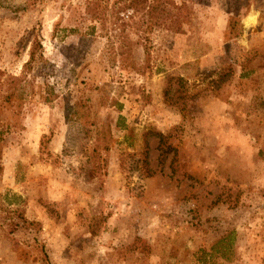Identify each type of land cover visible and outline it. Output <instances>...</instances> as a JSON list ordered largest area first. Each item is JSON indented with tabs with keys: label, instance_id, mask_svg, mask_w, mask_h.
<instances>
[{
	"label": "rangeland",
	"instance_id": "374dc122",
	"mask_svg": "<svg viewBox=\"0 0 264 264\" xmlns=\"http://www.w3.org/2000/svg\"><path fill=\"white\" fill-rule=\"evenodd\" d=\"M144 1L0 0V264H264V0Z\"/></svg>",
	"mask_w": 264,
	"mask_h": 264
},
{
	"label": "trees",
	"instance_id": "16d2710c",
	"mask_svg": "<svg viewBox=\"0 0 264 264\" xmlns=\"http://www.w3.org/2000/svg\"><path fill=\"white\" fill-rule=\"evenodd\" d=\"M126 1H128V6H131L134 9V11L136 12V14L139 13L140 15H142V14H144V16L147 15V10L145 12L146 8L144 7L146 1L142 2L141 4L138 3L137 0H126ZM166 1H168L167 2L168 4L175 5V3L171 0H166ZM180 7H175V9L177 11H179V10L182 11L180 14V17H181L183 15V13H185V11H186V6L183 5V7L182 6H180ZM148 8H150V7H148ZM148 14H149V12H148ZM175 16H177V14H175ZM172 17L174 18L173 13H172ZM173 23H175V18L170 24L172 25ZM171 25L167 26L168 27L167 29H175V30L180 29V25L179 26H176V25L171 26ZM34 63H35V57L32 53V54H30V58L27 62V66H31ZM19 81H20L19 78H16V77L10 76V75H6L4 72L0 71V104L1 103H3V104L8 103L9 101H11L12 98L15 97V93L18 89ZM41 99H43L44 102L49 101L48 94L41 97ZM3 132H4V128H0V144L4 140ZM232 242H233V234H231V233L225 237L220 238V240H218L216 242V246L219 247L220 245H222L221 249L218 251L221 253V257L223 259H225L226 261H229V259H230ZM216 250H217V248H216Z\"/></svg>",
	"mask_w": 264,
	"mask_h": 264
}]
</instances>
